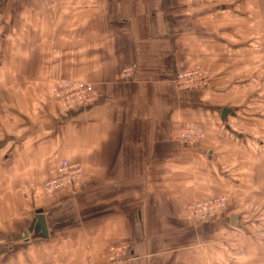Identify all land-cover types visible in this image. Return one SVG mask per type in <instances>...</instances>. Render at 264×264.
<instances>
[{
	"label": "crops",
	"instance_id": "obj_1",
	"mask_svg": "<svg viewBox=\"0 0 264 264\" xmlns=\"http://www.w3.org/2000/svg\"><path fill=\"white\" fill-rule=\"evenodd\" d=\"M95 1L88 16L82 15L86 14L83 10L70 14L72 19L91 23L84 30L75 29L73 41L66 44L75 48L74 76L96 86L101 95L98 104L63 110L38 90L30 94L17 90L15 78H0V251L3 245L11 249L9 244L24 231L28 233L33 212L39 209L47 231L50 225H61L45 215L52 200L37 204L42 201L41 183L64 160L79 164L90 184L59 191L54 207L64 209V221L72 219V214L76 218L77 205L96 209L92 228L98 230L97 251L106 245L134 244L131 260L119 264H264V221H256L264 213V180L260 182L264 173H259L264 160L260 162L259 148L254 146L259 140L225 124L205 130L197 148L205 156L199 157L195 150L177 146L175 140L181 122L196 110L194 101H201L196 94L174 89L175 70L197 62L207 69L214 67L210 53L212 47L220 50L216 46L220 36L226 37L225 46L235 52L226 54L227 59L234 56V62L225 58L220 67L238 66L240 44L227 41L236 34L187 27L195 26V20L182 19L189 15L182 0ZM210 12L217 15L216 9ZM55 13L47 11L43 17L55 22L68 17L58 13L57 19ZM24 16L29 20V35L38 37L43 29L34 31L30 21L43 17L28 8L26 14H12L10 20H24ZM66 30L64 25L63 33ZM43 36L40 46L51 49L49 32ZM47 54L44 51L43 60L37 56L32 63L35 75H65L54 71ZM124 67L132 73L127 80H118ZM9 81L13 84L5 87ZM223 108L228 112L221 118ZM234 111L229 106L219 108L220 119L226 122L236 115ZM218 144L224 170L219 186L235 191L228 219L197 224L179 220L188 198L210 192L204 177L196 173L208 178L206 166L215 163L213 147ZM196 161L202 168L190 172ZM230 164L235 171L231 176L227 173ZM244 212L256 217L250 222Z\"/></svg>",
	"mask_w": 264,
	"mask_h": 264
},
{
	"label": "rangeland",
	"instance_id": "obj_2",
	"mask_svg": "<svg viewBox=\"0 0 264 264\" xmlns=\"http://www.w3.org/2000/svg\"><path fill=\"white\" fill-rule=\"evenodd\" d=\"M184 6L188 9V14H184L182 19L195 20V26L193 24L188 25L189 28L201 29L204 31L218 32L222 30H233L236 34L233 38L230 36L227 41L232 44H240L237 47V62L236 67L232 65L231 68H221L220 65L224 67L226 54L232 53L230 47L225 46L224 40L226 37H219L217 47L211 49V55L214 58L215 65L212 68L207 69L203 64L197 62L194 65L191 63L185 66H178L175 73L181 72L189 74L195 70L196 67L202 69V78L198 80L197 85L187 89L178 88L174 83L173 77V87L179 93L186 94H196L199 96L201 101H194L196 104V110L188 115V119L185 122H181V126H200L204 131L208 129L223 128L225 124L231 125L234 129L246 132L245 134L251 136L254 135L255 139L259 140V145L254 143L255 148L258 147V156L260 162L264 160V0H182ZM93 0H0V78L6 76L8 78L13 77L14 83L17 86L16 89H22L24 93H35L38 90L40 94H46L47 97L63 110H74V109H86L98 104L101 101V95L98 93V100L94 103H89L86 105H77L71 108L61 107L54 101V90L59 86L61 81L67 80L72 82H85L83 79L74 76L75 68V57L76 53L72 46L66 44L71 42L75 36V29H86L85 25L91 22L85 20H79L70 18V14H76L83 12L84 17L88 16L92 9ZM96 3L99 0L95 1ZM104 3V2H103ZM101 7V5L99 4ZM224 6L223 9H220ZM211 7V8H210ZM30 12L35 13L36 16L43 17L50 13H55L58 19V13L66 14L68 17L66 20L59 19L55 21H50L44 17L40 20L30 21L31 24L35 25L36 28L39 27L38 37H31L28 33L27 25L29 23L28 17L23 20H10L12 14L16 13H27V9ZM205 8V9H204ZM204 9V10H203ZM211 9H216L217 15H214ZM99 11V9H98ZM100 12V11H99ZM10 13H12L10 15ZM80 15V14H79ZM191 18V19H190ZM193 23V22H191ZM51 26V29L48 26ZM67 30L63 33V26ZM50 29V30H49ZM181 29V27H179ZM253 30V32H252ZM258 30V35H256ZM49 32V43L51 49H46L40 46L44 39L46 38L43 34ZM37 41L30 45L32 40ZM241 40V41H239ZM56 49H55V42ZM44 51L47 52L49 60H52L53 68L55 72L60 70L65 73V75H56L47 78H42L41 76L35 75L34 65L31 67L32 63L38 56L43 60ZM222 55L217 56V54ZM235 52L232 54L234 55ZM80 56V55H79ZM52 59H51V58ZM219 59V61H218ZM221 60V61H220ZM228 61L234 62V56ZM190 66V67H189ZM131 70L130 67H124L119 75L118 80H127L128 75L121 77L124 70ZM198 73V72H197ZM202 72H200L201 74ZM3 74V75H2ZM22 77L23 80H20ZM25 78V79H24ZM17 79V82H15ZM83 80V81H82ZM10 81L7 82L5 87L9 86ZM23 84V86H22ZM34 90V92L32 91ZM228 107L234 109L235 116L228 117L226 122L220 119L219 108ZM258 116V117H256ZM242 126L240 128L239 126ZM253 125V126H252ZM256 125V126H255ZM251 126V127H250ZM252 128V129H251ZM179 129V128H178ZM176 140V138H175ZM203 140V139H202ZM201 141L192 144L185 145L180 144L177 141V146L180 148H188L195 150V157L205 156L199 155L197 148L201 145ZM219 144L213 147L215 163L206 166L208 179L206 174L196 173L204 177V184H208L211 189L207 194L202 195L200 198H188L186 206L183 208V212L180 213L179 220H184L186 222L192 223H203L195 222L194 218L188 210V206L194 202L220 198L223 197L226 200V204L221 213H219L214 219L207 222H216L219 220L225 221L230 215V208L232 206L233 198L235 197L234 190H224V187L219 186L220 178L219 175L222 171V165L219 163V152L222 150L218 149ZM64 161V160H63ZM62 163V161H59ZM66 162V161H65ZM71 165L76 163H70ZM79 165V164H78ZM58 167L54 172V175L50 178L55 177L58 174ZM79 177H76L74 181L69 184L61 186L51 192H45L43 190L44 180L40 185V195L42 197L41 203H47V200H52V208L45 211L46 217H52L54 220L58 221L61 225L53 226L50 225L48 229L47 238H32L34 232L28 229V236L20 234L17 240H14V244H9L8 249L3 245V249L0 251V264H119L120 262L131 260L130 250L134 244L126 243L123 245H110L105 246L104 249L100 248L101 251H97L96 237L97 232L92 225L96 224V218H94V212L96 209L93 207H84L85 205L74 207L76 213L71 215L72 219L64 221L62 219L64 209L59 205L54 207L55 198L60 199L56 195L61 190H72L73 188H84L89 186V180H86L87 176L84 174L81 166ZM190 167V166H188ZM191 168V167H190ZM202 168V163L196 161L193 170H200ZM225 168V166H223ZM227 173H235L234 164L228 166ZM247 172V171H245ZM259 173H264V161L259 165ZM264 180V177H260V182ZM21 187H24L21 185ZM26 189L28 186H25ZM205 193V192H203ZM70 196H75L74 193ZM88 199V198H84ZM241 204V203H240ZM246 207L249 205L245 202ZM71 208V206H69ZM84 207V208H83ZM242 207L246 208L244 204ZM76 209V210H75ZM92 211L93 214H92ZM44 214V212H42ZM234 215L235 213H231ZM245 219L248 221H253L256 217L251 215L250 212L242 213ZM36 212H33L32 223L35 221ZM68 218L70 215H67ZM57 217V219H55ZM82 217V219H81ZM96 217V216H95ZM138 219V216H137ZM260 219L264 221V213H259L256 217V221ZM67 223V224H66ZM50 224V223H49ZM27 230V229H26ZM196 231V230H195ZM31 237V238H30ZM5 244V243H4ZM116 249H120L116 252Z\"/></svg>",
	"mask_w": 264,
	"mask_h": 264
},
{
	"label": "built area",
	"instance_id": "obj_3",
	"mask_svg": "<svg viewBox=\"0 0 264 264\" xmlns=\"http://www.w3.org/2000/svg\"><path fill=\"white\" fill-rule=\"evenodd\" d=\"M198 72V73H197ZM200 72H202L200 74ZM131 70H124L121 77L129 76ZM203 71L199 67L189 74L175 73L174 83L178 88L187 89L197 85L198 80L202 78ZM54 101L63 107L71 108L73 106H81L89 103H94L98 100V93L92 84L72 81H61L56 91L54 90ZM204 137V131L200 126H181L175 134L176 141L180 144L192 145L201 141ZM78 164H69L65 161L59 164L58 174L46 180L43 184L45 192H51L61 186L69 184L79 177L80 169ZM53 189V190H52ZM226 204L223 197L213 198L194 202L188 206L191 216L195 222H207L214 219L219 213L222 212ZM119 252L120 249H116Z\"/></svg>",
	"mask_w": 264,
	"mask_h": 264
},
{
	"label": "water",
	"instance_id": "obj_4",
	"mask_svg": "<svg viewBox=\"0 0 264 264\" xmlns=\"http://www.w3.org/2000/svg\"><path fill=\"white\" fill-rule=\"evenodd\" d=\"M227 112H228V109L223 108L221 110V118H224L225 115L227 114ZM30 230H32L34 232L32 237L47 238V236H48L47 226H46L45 218H44V215H43L41 209L36 211L35 221L32 224V227L30 228ZM23 234H24V236H28V233L26 231H24Z\"/></svg>",
	"mask_w": 264,
	"mask_h": 264
}]
</instances>
